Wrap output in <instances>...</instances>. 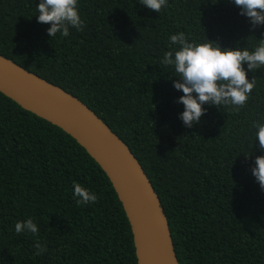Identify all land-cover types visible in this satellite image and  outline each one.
<instances>
[{"label": "trees", "instance_id": "16d2710c", "mask_svg": "<svg viewBox=\"0 0 264 264\" xmlns=\"http://www.w3.org/2000/svg\"><path fill=\"white\" fill-rule=\"evenodd\" d=\"M39 0H0V54L83 101L131 149L158 194L179 264H264V189L253 176L264 67L243 107L209 106L191 128L170 66L178 32L251 49L264 39L232 0H79L85 26L50 38ZM246 67V65H245ZM95 192L79 205L73 182ZM29 217L38 235L17 234ZM39 240L47 251L35 255ZM0 264H137L106 174L74 138L0 92Z\"/></svg>", "mask_w": 264, "mask_h": 264}, {"label": "clouds", "instance_id": "9594fccd", "mask_svg": "<svg viewBox=\"0 0 264 264\" xmlns=\"http://www.w3.org/2000/svg\"><path fill=\"white\" fill-rule=\"evenodd\" d=\"M148 9L160 12L167 8L169 0H137ZM239 9L240 15L248 18L252 28L264 25V0H232ZM37 22L50 24L47 34L50 38L59 34L62 37L70 35V29L82 30L85 21L79 9V0H39L36 5ZM171 45L177 47L164 52L160 63L174 69L178 80L173 81L176 90L182 91L176 101L184 106L180 120L191 128L200 123L206 113L204 106H231L235 110L243 107L249 99L257 80L251 79L248 73L264 67V39L249 49L246 47L224 48L214 41L207 39L196 42L189 39L184 32L170 35ZM246 65V67H245ZM255 141L264 150V120H257L253 125ZM260 187L264 189V155L257 156L255 166L251 169ZM73 195L79 205L95 203L98 196L95 192L73 182ZM17 234L30 233L38 235L39 228L34 219L15 223ZM35 255H43L47 251L45 244L39 240L35 244Z\"/></svg>", "mask_w": 264, "mask_h": 264}, {"label": "water", "instance_id": "95a60500", "mask_svg": "<svg viewBox=\"0 0 264 264\" xmlns=\"http://www.w3.org/2000/svg\"><path fill=\"white\" fill-rule=\"evenodd\" d=\"M0 92L69 134L109 179L128 219L137 264H179L158 194L128 145L83 101L0 54Z\"/></svg>", "mask_w": 264, "mask_h": 264}]
</instances>
